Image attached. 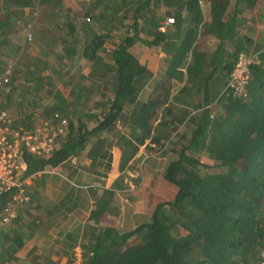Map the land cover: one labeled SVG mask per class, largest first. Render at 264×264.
I'll list each match as a JSON object with an SVG mask.
<instances>
[{"label":"trees","instance_id":"trees-1","mask_svg":"<svg viewBox=\"0 0 264 264\" xmlns=\"http://www.w3.org/2000/svg\"><path fill=\"white\" fill-rule=\"evenodd\" d=\"M203 1L120 2L114 8L113 20L117 21L113 27H123L125 32L113 51L112 66L105 70L114 93L107 116L92 129L71 123L50 154L24 152L25 178L48 167H67L85 151L91 156L100 154L105 139L94 136L121 123L128 132L119 136L117 144L124 166L147 138L160 143L177 135L176 118L159 120L161 112L177 103L188 106L195 101L196 115L184 125L188 129L184 142L164 174L174 186V194L159 202L150 217L132 230L105 227L93 231L85 264H256L264 250V29L255 40L251 36L255 25L247 24L254 16L246 17L261 4L264 28V0H209L207 13ZM34 2L3 0L2 6L16 9ZM161 7L168 11L163 14ZM167 13L173 14L175 23L161 32L160 21ZM19 19L0 16V29L7 31ZM146 25L148 31L143 30ZM109 36L92 33L86 57L98 62ZM145 36L153 45L163 43L172 54L163 78L154 76L130 50ZM210 38L216 42L213 51L207 50ZM241 53L257 54L258 61L251 65L247 95L238 97L228 82ZM16 73L13 69L9 76L11 92ZM183 81L180 88L178 83ZM175 89L178 93L173 95ZM2 104L0 96V110L9 111ZM57 114L64 119L59 112L46 119L55 121ZM202 169L207 171L202 173ZM16 191L0 193V214ZM114 193L105 190L96 201L93 216L103 213Z\"/></svg>","mask_w":264,"mask_h":264},{"label":"crops","instance_id":"crops-1","mask_svg":"<svg viewBox=\"0 0 264 264\" xmlns=\"http://www.w3.org/2000/svg\"><path fill=\"white\" fill-rule=\"evenodd\" d=\"M122 1L35 0L30 7L4 9L0 0L1 17H20L7 31L0 29V76L8 70L17 72L12 76L11 94L2 95V107L16 117L15 126L31 129L36 116L49 118L59 112L68 120L66 135L71 123L92 129L107 116L114 93L105 70L112 66L113 51L125 32L123 27H113L117 21L113 20L114 8ZM209 5V0L203 1L205 13ZM260 9L258 4L246 15L254 16L247 24L255 25L251 31L255 40L261 37L260 27L264 29ZM159 11L165 14L168 10L161 7ZM101 14L104 18L98 19ZM169 16L173 14L160 21L161 32L173 25L166 22ZM25 30L33 33L32 40H27ZM143 30L148 31L149 25ZM92 33H110L98 62L85 55ZM215 43L210 38L207 50L213 51ZM130 50L154 76L163 78L167 73L172 54L163 43L153 45L145 36ZM194 104V100L188 106L177 103L161 112L159 120L176 118L177 135L160 143L147 138L124 166L117 144L119 136L128 132L124 124L116 123L94 136L105 139L100 154L91 156L85 151L72 165L48 167L27 177L28 203L23 201L10 223L0 224V264H85L93 231L105 227L129 231L147 220L159 202L174 194L175 188L164 174L184 142L188 132L184 125L196 115ZM183 113L186 117L179 122ZM108 189L115 193L96 218V201Z\"/></svg>","mask_w":264,"mask_h":264},{"label":"built area","instance_id":"built-area-1","mask_svg":"<svg viewBox=\"0 0 264 264\" xmlns=\"http://www.w3.org/2000/svg\"><path fill=\"white\" fill-rule=\"evenodd\" d=\"M167 24H174L175 17L169 16ZM26 31L27 39H32V33ZM258 61L257 54L245 55L241 53L236 60L230 74L228 85L233 93L238 96L247 95V84L251 78V65ZM10 70L0 76V96L11 92L9 83ZM56 117L59 118L57 114ZM16 117L8 110H0V193L12 188H17L16 193L6 204L0 214V224H8L18 216V205L23 201H29L30 196L26 192L27 161L24 152L36 155L50 154L62 135L66 132L67 119L51 121L36 116L33 129L15 126ZM256 264H264V250L260 253Z\"/></svg>","mask_w":264,"mask_h":264},{"label":"rangeland","instance_id":"rangeland-1","mask_svg":"<svg viewBox=\"0 0 264 264\" xmlns=\"http://www.w3.org/2000/svg\"><path fill=\"white\" fill-rule=\"evenodd\" d=\"M262 28H263V27H262ZM260 31H261V27H260ZM206 171H207V170H205V169H202V173H203V172L205 173Z\"/></svg>","mask_w":264,"mask_h":264}]
</instances>
